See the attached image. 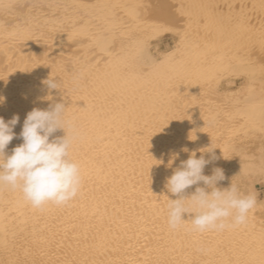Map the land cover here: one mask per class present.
I'll list each match as a JSON object with an SVG mask.
<instances>
[{
  "label": "bare ground",
  "instance_id": "obj_1",
  "mask_svg": "<svg viewBox=\"0 0 264 264\" xmlns=\"http://www.w3.org/2000/svg\"><path fill=\"white\" fill-rule=\"evenodd\" d=\"M0 96L7 154L33 108L64 103L82 174L65 206L0 188V264H264V0H0ZM192 151L255 196L245 226L169 228Z\"/></svg>",
  "mask_w": 264,
  "mask_h": 264
},
{
  "label": "clouds",
  "instance_id": "obj_2",
  "mask_svg": "<svg viewBox=\"0 0 264 264\" xmlns=\"http://www.w3.org/2000/svg\"><path fill=\"white\" fill-rule=\"evenodd\" d=\"M49 91L59 89V84L51 77L43 81ZM49 99L51 97H48ZM5 98L0 96V104ZM67 107L55 103L47 109L33 108L23 122L19 133L22 143L6 153L8 145L17 138L13 131L19 122L14 115L9 121L0 117V188L19 190L23 199L33 208L42 209L46 205L65 206L74 200L82 186L80 166L70 157V149L76 138V129L71 121L65 119ZM63 130L62 137L54 133ZM213 148L203 151L211 152ZM188 152V149H182ZM178 158L174 154L173 160ZM207 160L201 155L197 158L192 151L186 161H181L166 181L167 224L176 230L190 225L191 230L199 233L222 232L245 226L250 214L256 207L253 194H244L231 183L227 188L218 187L225 179L221 168H214L213 174H203ZM197 186L190 195H185L192 186ZM185 216L188 218L185 219Z\"/></svg>",
  "mask_w": 264,
  "mask_h": 264
},
{
  "label": "rangeland",
  "instance_id": "obj_3",
  "mask_svg": "<svg viewBox=\"0 0 264 264\" xmlns=\"http://www.w3.org/2000/svg\"><path fill=\"white\" fill-rule=\"evenodd\" d=\"M158 48L160 49H168L171 46V38L170 36H165L161 40L158 41Z\"/></svg>",
  "mask_w": 264,
  "mask_h": 264
}]
</instances>
